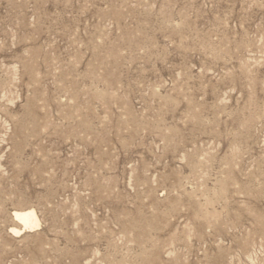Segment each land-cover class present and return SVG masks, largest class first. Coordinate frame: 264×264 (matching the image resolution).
Returning <instances> with one entry per match:
<instances>
[{
    "label": "rangeland",
    "instance_id": "374dc122",
    "mask_svg": "<svg viewBox=\"0 0 264 264\" xmlns=\"http://www.w3.org/2000/svg\"><path fill=\"white\" fill-rule=\"evenodd\" d=\"M0 264H264V0H0Z\"/></svg>",
    "mask_w": 264,
    "mask_h": 264
},
{
    "label": "bare ground",
    "instance_id": "6f19581e",
    "mask_svg": "<svg viewBox=\"0 0 264 264\" xmlns=\"http://www.w3.org/2000/svg\"><path fill=\"white\" fill-rule=\"evenodd\" d=\"M13 219L20 224V229H11L14 234H22L37 229L39 226L38 219L32 210H24L13 213Z\"/></svg>",
    "mask_w": 264,
    "mask_h": 264
}]
</instances>
